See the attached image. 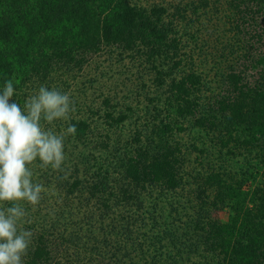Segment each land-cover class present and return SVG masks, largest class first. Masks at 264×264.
Returning a JSON list of instances; mask_svg holds the SVG:
<instances>
[{"label":"trees","instance_id":"obj_1","mask_svg":"<svg viewBox=\"0 0 264 264\" xmlns=\"http://www.w3.org/2000/svg\"><path fill=\"white\" fill-rule=\"evenodd\" d=\"M8 80L25 114L69 94L40 125L77 128L61 169L26 165L37 205L0 201L27 213L22 264H264V0H0Z\"/></svg>","mask_w":264,"mask_h":264},{"label":"clouds","instance_id":"obj_2","mask_svg":"<svg viewBox=\"0 0 264 264\" xmlns=\"http://www.w3.org/2000/svg\"><path fill=\"white\" fill-rule=\"evenodd\" d=\"M14 95L13 82L8 80L0 92V201H27L37 205L43 185L34 184L31 171L26 167L37 157L42 166L61 169L65 160L64 140L74 135L76 125L69 124L66 133L55 134L41 128V118L48 123L67 120L74 111L69 94L45 86L25 103L27 114L16 102L9 103ZM27 215L19 204L0 209V264H22L31 244L32 233L18 231V221Z\"/></svg>","mask_w":264,"mask_h":264},{"label":"rangeland","instance_id":"obj_3","mask_svg":"<svg viewBox=\"0 0 264 264\" xmlns=\"http://www.w3.org/2000/svg\"><path fill=\"white\" fill-rule=\"evenodd\" d=\"M105 58H107V55L104 57H98L96 60L103 62V66H105V68H103V69H105L107 71V75L105 76V78L108 80L110 87H113L115 89L116 86L118 85L120 89H124V86H122V85H125L124 84L125 82L129 86L131 85L130 83H132V80L130 81V78L136 80V76H132L131 71H129V69L127 67H125V65L122 66V64L114 63V62H116V61H114L112 63V66H109L110 65L109 61H108L109 59L105 60ZM107 67H109V69ZM134 82H135V84H137L136 81H134ZM132 86L133 85H131V87ZM124 94L125 93L122 92L118 96L119 97L118 100L121 101V103H123L124 101H128V99L124 98V96H125ZM57 121H59V119H57ZM47 125H48V127H50V128L52 127L55 131H57V127H56L57 122L56 121L48 123ZM47 125L42 127V130H45ZM186 139H188V138H186Z\"/></svg>","mask_w":264,"mask_h":264}]
</instances>
